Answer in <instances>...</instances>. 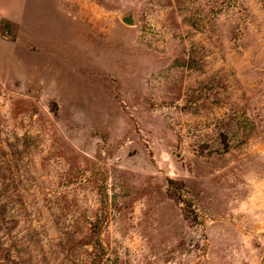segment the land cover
Instances as JSON below:
<instances>
[{"label":"rangeland","instance_id":"obj_1","mask_svg":"<svg viewBox=\"0 0 264 264\" xmlns=\"http://www.w3.org/2000/svg\"><path fill=\"white\" fill-rule=\"evenodd\" d=\"M0 264H264V0H0Z\"/></svg>","mask_w":264,"mask_h":264},{"label":"water","instance_id":"obj_2","mask_svg":"<svg viewBox=\"0 0 264 264\" xmlns=\"http://www.w3.org/2000/svg\"><path fill=\"white\" fill-rule=\"evenodd\" d=\"M122 21L125 23V24H128V25H131L132 24V18L126 16V17H123L122 18Z\"/></svg>","mask_w":264,"mask_h":264}]
</instances>
